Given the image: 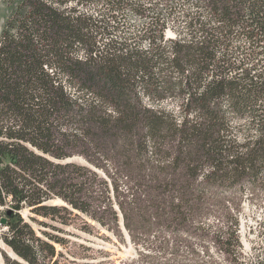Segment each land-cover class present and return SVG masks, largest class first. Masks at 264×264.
Wrapping results in <instances>:
<instances>
[{
	"label": "trees",
	"instance_id": "obj_1",
	"mask_svg": "<svg viewBox=\"0 0 264 264\" xmlns=\"http://www.w3.org/2000/svg\"><path fill=\"white\" fill-rule=\"evenodd\" d=\"M3 2L5 264H112L75 240L95 228L136 246L118 264H218L211 241L235 264L240 191H264V0Z\"/></svg>",
	"mask_w": 264,
	"mask_h": 264
},
{
	"label": "rangeland",
	"instance_id": "obj_2",
	"mask_svg": "<svg viewBox=\"0 0 264 264\" xmlns=\"http://www.w3.org/2000/svg\"><path fill=\"white\" fill-rule=\"evenodd\" d=\"M10 15L11 8L3 0H0V31ZM123 21L126 22V26H137L142 22L138 16L133 14H126ZM77 159L80 158L74 157L67 160ZM240 196V242L242 249L232 256L233 263L258 264L260 262L264 264V191H257L258 199H254L252 189L245 186L241 189ZM69 229L75 231L73 228ZM75 240L89 244L95 250H108V253H105L106 251L101 254L97 253L96 259L109 260L112 264H118L120 259L135 258L136 246L129 241L127 236H125L124 242H120L104 228H95L91 234H85L81 239ZM208 248V254L205 255L200 252L203 260L211 258L218 264H229V260L221 251L216 250L212 241L208 242ZM3 254L13 258L12 252L0 241V264H5Z\"/></svg>",
	"mask_w": 264,
	"mask_h": 264
},
{
	"label": "water",
	"instance_id": "obj_3",
	"mask_svg": "<svg viewBox=\"0 0 264 264\" xmlns=\"http://www.w3.org/2000/svg\"><path fill=\"white\" fill-rule=\"evenodd\" d=\"M0 223L4 224L5 223V219H1Z\"/></svg>",
	"mask_w": 264,
	"mask_h": 264
}]
</instances>
